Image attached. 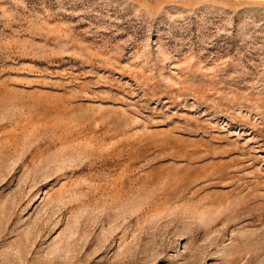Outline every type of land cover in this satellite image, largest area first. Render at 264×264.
<instances>
[{
    "label": "rangeland",
    "instance_id": "374dc122",
    "mask_svg": "<svg viewBox=\"0 0 264 264\" xmlns=\"http://www.w3.org/2000/svg\"><path fill=\"white\" fill-rule=\"evenodd\" d=\"M0 264H264V0H0Z\"/></svg>",
    "mask_w": 264,
    "mask_h": 264
},
{
    "label": "crops",
    "instance_id": "0c3cea01",
    "mask_svg": "<svg viewBox=\"0 0 264 264\" xmlns=\"http://www.w3.org/2000/svg\"><path fill=\"white\" fill-rule=\"evenodd\" d=\"M198 1H245V0H198Z\"/></svg>",
    "mask_w": 264,
    "mask_h": 264
}]
</instances>
